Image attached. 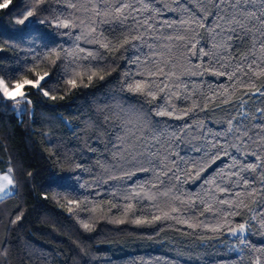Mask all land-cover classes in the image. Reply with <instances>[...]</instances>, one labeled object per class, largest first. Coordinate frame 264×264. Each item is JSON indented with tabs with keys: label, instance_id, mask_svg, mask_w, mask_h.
Returning a JSON list of instances; mask_svg holds the SVG:
<instances>
[{
	"label": "snow or ice",
	"instance_id": "6c2138e0",
	"mask_svg": "<svg viewBox=\"0 0 264 264\" xmlns=\"http://www.w3.org/2000/svg\"><path fill=\"white\" fill-rule=\"evenodd\" d=\"M191 2L173 0L175 7L168 10L176 15L164 19L165 9L154 7L157 0H49L46 7H41L45 0H24L17 6L23 10L13 17V23L21 26L13 35L19 42L31 41L27 46L32 51L29 63L18 68H0V100H10L16 106L30 105L32 101L24 91L25 86L49 96L52 91L49 85L58 78L71 87H77L78 80L87 87L94 78L103 80L105 73L110 74L111 62H103L106 54L124 49L121 56L126 63L118 78L123 80L121 90L142 97L144 103L157 99L160 102L146 109L144 103L123 97L112 116L104 117L113 123L110 148H106L109 155L99 163L107 175L99 178V183L117 181L111 186L110 195L122 191L120 199L126 201L112 207L119 206L124 216L131 212L136 224L175 220L193 230L216 232L227 228L238 244L245 245L247 222L233 225L228 218L248 207L247 199L255 203L257 194L264 193V156L258 150L248 151L250 143L264 145V108L256 110L261 115L250 116L245 108L248 101L241 97L235 110H225L219 128L205 124L208 117L199 113L207 111L209 104L217 100V107L232 103L241 89L246 90L243 95L264 97V91L253 80V77L264 78V0H195V9L188 7ZM12 4L13 0H0V10L9 9ZM16 11L17 8H12L8 15ZM77 12L91 15L81 17ZM129 20L133 23L129 24ZM105 24L118 27L104 29ZM51 28L67 30L58 34L72 37V43L64 47L68 41H58L57 33L48 31ZM76 29L79 31L73 35ZM81 40L98 47H82ZM61 54L62 62L48 80L52 74L46 70L47 64H55ZM178 57L183 58V66L178 63ZM190 57H195L197 62L193 63ZM205 73L224 77L226 82L216 85L207 80L185 79L203 77ZM197 88L200 98L194 95ZM51 99L56 96L52 95ZM176 100L181 101L179 106ZM27 110L25 107L22 111ZM153 114L174 120H185L191 115V119L181 125H170L154 120ZM185 132L199 141L193 145V151L200 155L190 164L186 162L182 169H174L169 167L175 165L170 159L175 153L170 142L182 139ZM249 155L255 159L248 160ZM218 160L222 163L204 176L195 189H183L188 179H199ZM141 173L147 175L141 177L138 175ZM169 173L180 181L179 188L167 185L162 179L167 176L172 180ZM181 176L185 177L182 181ZM76 179L79 177L53 176L52 183L74 189L72 181ZM257 179L259 188L254 186ZM16 184L12 168L0 174V201L18 194ZM67 203L71 205L78 200L68 199ZM137 205L154 211L138 216ZM197 211L200 216L211 213V222L200 221ZM260 215H264V210ZM20 218L18 214L16 219ZM90 219L80 221L83 228L90 230ZM260 223L264 227V220ZM254 251L259 255L252 264H261L264 248ZM3 255L4 250H0V256Z\"/></svg>",
	"mask_w": 264,
	"mask_h": 264
},
{
	"label": "trees",
	"instance_id": "16d2710c",
	"mask_svg": "<svg viewBox=\"0 0 264 264\" xmlns=\"http://www.w3.org/2000/svg\"><path fill=\"white\" fill-rule=\"evenodd\" d=\"M23 2L13 0L9 9L0 10V59L3 60L0 68H18L29 63L32 50L27 43L31 41L22 43L13 35L21 27L13 23V16L21 8L17 6ZM48 3L49 0H45L41 7L48 6ZM154 7L165 9L162 16L164 19L176 15L168 10L175 7L173 0H157ZM188 7L195 9V0ZM12 8H17V11L10 16L8 13ZM76 15L86 17L91 13L77 12ZM128 23L133 21L129 20ZM112 27L118 26L103 25L104 29ZM48 31L57 33L55 38L58 41H68L64 47L72 43V37L58 34L67 30L51 28ZM77 31L79 29L73 35ZM201 32L203 34V30ZM79 43L82 47H98L85 44L83 40ZM104 51L101 49L102 53ZM123 51L120 49L118 52L107 53L103 62H111L108 70L110 74L105 73L103 80L94 78L87 87L80 85L79 80L77 87H71L58 78L57 82L49 85L52 89L50 95L44 96L37 89L25 86V92L29 94L32 103L26 105L28 110L21 115H18L12 101L0 100V174L12 168L18 192L0 201V250L5 252V255L0 256V264H252L254 257L259 255L254 249L264 248V227L260 223L264 220V215H260L264 210V193L257 194L255 203L247 199L248 207L240 209L239 215L228 218L233 225L247 222L245 245L238 244L236 237L227 228L216 232L203 228L193 230L175 220L136 224L132 221L131 212L124 216L119 206L112 207L113 204L119 205L126 201L120 199L122 191L115 196L110 195L111 186L117 181L99 183V178L107 175L99 163L109 155L106 148H110V126L113 123L112 120L105 121L104 117L112 116L117 102L123 97L144 103L142 97L121 90L123 80L118 78L126 63L121 56ZM190 58L193 63L197 62L195 57ZM61 62L62 54L55 64H47L46 70L52 74L48 80L55 75ZM178 63L183 66L182 57H178ZM189 78L194 82L212 81L216 85L226 82L224 77L209 73L203 77H185ZM253 80L257 88L264 91V78L253 77ZM203 90L207 91L206 84ZM245 91H237L232 103L228 105L217 107L219 100L209 104L207 111L199 113L201 117H208L204 123L219 128L220 121L226 116L225 110H235L241 97L248 101L245 108L249 110L250 116L261 115L256 110L264 108V97L258 94L243 95ZM52 95L56 99H51ZM194 95L200 98L199 88ZM159 102L157 99L152 103H144V107L152 108ZM174 102L178 106L181 104L179 100ZM152 118L166 121L170 125H181L191 119V115L185 120L154 114ZM255 122L259 121H250ZM170 143L175 148L170 158L175 161V165L170 164L169 167L182 169L186 162L190 164L193 158L200 155L193 151V145L199 141L193 140L187 132L182 139ZM253 150H258L264 156V145L250 143L248 151ZM254 159V156H248V160ZM220 163L221 160L216 161L199 179H188L183 189H195L200 180ZM76 164L81 167H75ZM65 175L79 177L72 181L74 189H65L52 183L53 176ZM138 175L143 177L147 174ZM169 175L173 177L172 180L167 176L162 179L167 185L179 188L180 181L175 179L173 173ZM184 178L181 176V181ZM254 186L260 187L259 179ZM73 198L78 203L69 205L67 200ZM144 203L147 205L148 201ZM176 203L179 205L178 201ZM93 206H96L95 210H92ZM223 207L227 208L226 205ZM151 211L154 209H141L139 205L136 207L138 216ZM18 214L21 216L19 220L16 219ZM196 215L200 221L211 222V213L200 216L197 211ZM253 215L256 219H252ZM89 217L92 219L88 220L90 230H87L80 221ZM261 264H264V259Z\"/></svg>",
	"mask_w": 264,
	"mask_h": 264
},
{
	"label": "rangeland",
	"instance_id": "374dc122",
	"mask_svg": "<svg viewBox=\"0 0 264 264\" xmlns=\"http://www.w3.org/2000/svg\"><path fill=\"white\" fill-rule=\"evenodd\" d=\"M22 10H23V9H22V7H21V8L19 9V11L16 12V13L14 14V16L18 15L19 12L22 11ZM14 16H13V17H14ZM24 91H25V89H24ZM25 107H27V106H26V105H19V106L14 105V108L17 110L18 115H21V114L23 113L22 110H23Z\"/></svg>",
	"mask_w": 264,
	"mask_h": 264
}]
</instances>
